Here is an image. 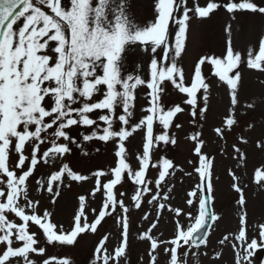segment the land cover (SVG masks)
Here are the masks:
<instances>
[{"label":"snow or ice","instance_id":"6c2138e0","mask_svg":"<svg viewBox=\"0 0 264 264\" xmlns=\"http://www.w3.org/2000/svg\"><path fill=\"white\" fill-rule=\"evenodd\" d=\"M135 8L136 0H0V264H73L66 255L48 254V247H74L84 234H97L106 218L115 220L118 244L109 249V234L100 236L88 264H132L130 212L142 209L145 203L154 208V219L136 238L149 245L147 264H160L161 251L165 264H190L189 257L208 255L200 249L207 247L213 225L221 217L214 210V157L203 150L201 132L185 137L193 142V159L188 160L191 171L178 169L165 156L154 158V153L162 146L177 145L170 130L182 127L174 123L179 114L187 111L193 124L207 119L208 74L226 86L229 97L222 126L213 131L224 140L226 131L238 124L241 70L264 75V34L246 51L237 50L229 23L224 29L227 38L222 54L201 55L187 78L180 61L193 20L203 22L220 10L231 20L241 14L264 17V2L151 0V15L144 22L137 20ZM130 51L145 58L135 64L134 71L126 67ZM260 82L264 84V80ZM169 86L182 94L181 103H162ZM140 87L148 90V106L137 117ZM245 108L254 110L256 104L247 103ZM77 127L89 130L80 132L83 142L113 146L112 166L89 176L63 162L73 151L72 145L88 155L70 134ZM136 133H141V145L133 154L128 144ZM240 143L248 141L241 137ZM256 146L264 148V142L258 141ZM232 149L233 159L242 166L246 154L236 144ZM45 166L47 171L36 178ZM177 171L197 179L185 199L194 211L166 203L175 187L169 186V177ZM229 175L239 194L236 203L244 209L240 177L231 170ZM253 179L264 188V168H256ZM89 180L93 187L78 195L67 230L53 221L51 211L41 210V199L34 195L47 193L50 204L55 205L62 188L71 187L66 181L82 184ZM125 182L134 186L130 204L123 199L127 194L118 191ZM98 194L100 205L90 207L89 200ZM165 211L173 214L172 233L156 236L153 230L158 229ZM151 215L145 212L142 219L148 221ZM230 235H224L219 244L230 242L235 264H252L251 257L264 248V223L257 225V237L250 239L243 211L236 233ZM221 257L222 252H217L213 259Z\"/></svg>","mask_w":264,"mask_h":264},{"label":"rangeland","instance_id":"374dc122","mask_svg":"<svg viewBox=\"0 0 264 264\" xmlns=\"http://www.w3.org/2000/svg\"><path fill=\"white\" fill-rule=\"evenodd\" d=\"M204 0H200L203 4ZM258 3L264 2V0H257ZM151 0H136L135 14L136 18L140 22L146 21L150 15ZM232 25V39L234 47L237 50L246 51V49L257 43L258 37L264 34V17L253 14H241L238 15L236 20H231L227 13L223 10L218 11L210 19L203 22L193 20L191 23L190 32L187 41V50L180 61L181 66L184 68L186 78L190 77L192 67L196 60L201 55H220L224 51L226 33L224 31L227 24ZM128 59L126 61V67L130 71L135 70V64L144 57L138 55L136 52H129L127 54ZM208 74V69H205ZM242 86L240 89V105L237 108L238 124L233 127L230 132L226 131V138L221 140L216 136L213 129L215 127L222 126V120L227 114L229 107V97L227 96L226 86L219 84L214 77L209 75L208 82L210 83V96H209V110L206 113V120H198L197 123H192V118L188 115V112H184L178 115L174 123H180L181 128L177 129L173 127L170 131L175 133L178 143L175 146H162L154 153V158L159 156H165L173 160L178 169H184L185 171H191L192 166L188 164L189 159H193L192 147L193 142L186 140L185 137L195 134V132H201V138L205 141L204 151L214 157L213 168V184H214V210L221 217L217 221L211 230L209 235L208 244L200 249V252H207L205 257L200 255L198 257H189L190 264H235V257L233 249L230 246L231 235L236 233L239 226V216L243 211L247 213V227L249 238L257 237V225L259 220L264 223V188L259 187L254 182V171L256 168H264V148H258L256 146L258 141L264 142V84L260 81L264 80V75L257 72L242 68ZM147 89L140 87L137 89L136 100V116L139 117L141 109L147 107L146 93ZM183 97L175 89L169 86L168 90L162 97V103L165 106H171L175 103H181ZM254 102L256 108L254 110H248L245 108L247 103ZM187 108V106H184ZM251 124L253 127L249 128ZM202 125V127H201ZM160 129L157 127V131ZM88 129L73 128L70 130V134L78 140L88 155H83L80 148L76 145H72L73 151L70 154H66L63 162L68 163L74 170L84 175H91L92 171L107 169L112 166L113 162V146L111 144H104L102 142H83L79 134L80 132L87 133ZM243 137L248 141L247 144L240 143V138ZM128 147L131 153H135L141 145V133H136L130 138ZM236 144L246 154V160L241 166L237 159H233L235 155L232 149V145ZM99 149V150H97ZM133 166L136 162L134 156L130 157ZM229 170L233 171L240 177L238 181L241 188L244 190L246 206L241 209L237 205L236 201L239 198V194L232 188L231 176ZM47 171V166L40 168L36 174V178H40ZM155 174V170L152 171ZM185 179H191L190 187H182ZM94 180V178H93ZM93 180L83 182L82 184H76L75 182L66 181L65 183H71V187H63L61 190V196L57 199L56 205H47L45 201L41 200V210L47 208L49 211L54 212L59 210L60 204L70 203V211L65 219H56V213L53 215V221L58 224H63L65 229H69L71 225V218L74 214L75 208L78 206L77 197L80 194H87L93 187ZM197 183V179L194 176L188 177L183 172L177 171L175 176L169 177V186L175 185L173 192L171 193L170 201L172 206H179L184 208L185 211H194L186 206L185 199L187 191ZM92 185V186H91ZM181 185V186H180ZM256 188V193L253 191ZM134 186L130 182H125L122 186H118V191H123L127 195L123 197L126 204H130L131 201L128 197L131 196ZM44 193H34L39 198ZM100 203L97 205V207ZM73 210V211H72ZM152 213L148 221L142 219L143 214ZM154 208L146 203L142 206V209H132L130 212V260L132 264H147V249L149 247L147 242L137 240V235L141 231H145L150 227V223L154 219ZM165 215L173 214L165 211L162 213V218ZM91 219V213L89 212ZM161 218V219H162ZM184 222V218H180ZM172 223V221H171ZM164 226L162 221L158 226V229L153 230V234L160 235V232L164 233L165 237H168L172 233V228L169 230L162 228ZM118 229L115 224V220L112 218H106V221L102 223V228L97 234H84L78 239V244L74 247H61V246H49L48 254L55 255L57 257L68 256L73 264H88L90 254L94 245L97 243L100 236L109 234V241L107 246L111 247L118 244L119 235ZM224 235H230V242H226L225 245H220L219 241ZM164 238V237H161ZM260 249V248H258ZM264 249V248H262ZM217 252H222L220 260H214L213 257ZM259 252V250H258ZM257 253V251H256ZM161 254L163 255L162 251ZM140 257H144L143 261H140ZM255 255L251 257L252 264H264V256L262 261H256ZM38 260L40 257H36ZM159 261L165 264L164 256L158 257Z\"/></svg>","mask_w":264,"mask_h":264},{"label":"bare ground","instance_id":"6f19581e","mask_svg":"<svg viewBox=\"0 0 264 264\" xmlns=\"http://www.w3.org/2000/svg\"><path fill=\"white\" fill-rule=\"evenodd\" d=\"M191 182H192L191 179H186V180L183 182V185H184V186H188V185H190ZM99 199H100L99 194L97 195V197H96L95 199H90V201H89L90 207H92L94 203L99 202V201H98ZM69 204H70V203H64V204H62V205L60 204L59 210L57 211V213L59 214V215H57L58 218H60V219H64V218H66L69 214H71V211H70V208H69V207H70ZM73 212H74V211H73ZM163 225H164V226H162V228H166V229L171 228L172 223H170V217H169V215H165L164 220H163ZM160 264H162V263L160 262Z\"/></svg>","mask_w":264,"mask_h":264}]
</instances>
